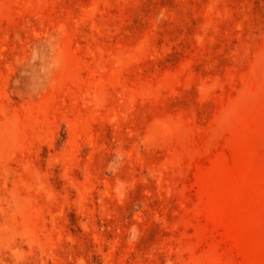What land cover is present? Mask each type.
Listing matches in <instances>:
<instances>
[{
  "label": "rangeland",
  "instance_id": "374dc122",
  "mask_svg": "<svg viewBox=\"0 0 264 264\" xmlns=\"http://www.w3.org/2000/svg\"><path fill=\"white\" fill-rule=\"evenodd\" d=\"M0 264H264V0H0Z\"/></svg>",
  "mask_w": 264,
  "mask_h": 264
}]
</instances>
